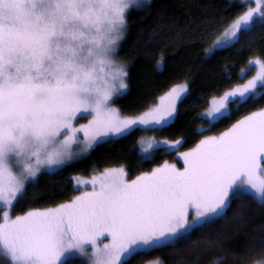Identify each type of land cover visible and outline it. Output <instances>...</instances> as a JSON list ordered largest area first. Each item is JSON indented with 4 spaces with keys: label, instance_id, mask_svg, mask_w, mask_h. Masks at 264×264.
<instances>
[{
    "label": "snow or ice",
    "instance_id": "obj_1",
    "mask_svg": "<svg viewBox=\"0 0 264 264\" xmlns=\"http://www.w3.org/2000/svg\"><path fill=\"white\" fill-rule=\"evenodd\" d=\"M252 3L206 54L238 43L257 22L264 26V0ZM130 6L131 0H0V254L10 264H130L140 253L188 241L223 218L234 200L264 208V107L218 134H203L264 99L256 92L264 88V59L256 58L249 61L256 74L203 114L208 123L194 147L179 151L182 139H165L141 149L146 162L161 147L176 152L183 167L165 160L131 178L124 166L107 167L87 180L73 177L77 194L66 201L11 214L42 170L60 169L107 138L162 132L174 123L187 84L140 115L112 106L127 89V65L115 56ZM212 31L197 36L206 40ZM228 255L238 264H264V241L255 253L260 259L252 249Z\"/></svg>",
    "mask_w": 264,
    "mask_h": 264
},
{
    "label": "trees",
    "instance_id": "obj_2",
    "mask_svg": "<svg viewBox=\"0 0 264 264\" xmlns=\"http://www.w3.org/2000/svg\"><path fill=\"white\" fill-rule=\"evenodd\" d=\"M144 6H131L126 12L127 30L116 49V59L127 65V89L113 100L123 115L144 112L172 86L185 82L188 93L178 103L174 123L159 130H134L123 137L107 139L90 151L53 171H43L17 198L11 214H21L33 207H49L70 199L73 177H89L107 167L124 166L129 178L163 163L176 162L177 153L161 147L155 159L146 162L139 148L144 132L153 133L156 141L182 139L187 150L201 138L198 129L207 126L202 113L209 101L244 81L241 70L253 58L264 59V26L259 22L252 31L241 33L233 46L206 54L213 42L236 16L244 10L237 0H147ZM222 21V22H221ZM213 31L206 40L198 38L204 28ZM157 61H160L159 66ZM231 77V79L228 78ZM264 97V91L259 94ZM233 106L230 105V108ZM264 107V99L249 102L234 112L231 120L216 125L204 135H215L249 111ZM3 209L0 208V214ZM220 241L208 247V241ZM264 241V208L248 200H234L223 218L208 228L192 233L176 248H158L132 257L130 264H238L235 253L253 250V258ZM78 259V258H77ZM80 260V259H78ZM0 264L4 261L0 259ZM85 264V262H82Z\"/></svg>",
    "mask_w": 264,
    "mask_h": 264
},
{
    "label": "rangeland",
    "instance_id": "obj_3",
    "mask_svg": "<svg viewBox=\"0 0 264 264\" xmlns=\"http://www.w3.org/2000/svg\"><path fill=\"white\" fill-rule=\"evenodd\" d=\"M147 0H131V6H136V4H143L144 2H146ZM238 2H240V3H242V4H244V10H246V8L248 7V6H254V4L252 3V0H237ZM130 6V7H131ZM243 10V11H244ZM242 11V12H243ZM237 17V16H236ZM235 17V18H236ZM223 33V32H222ZM222 33L219 35V37L218 38H221L222 37ZM217 40V39H216ZM215 40V41H216ZM212 46H213V44L211 45V47L209 48V49H211L212 48ZM115 59H116V57H115ZM256 58H253V59H251V60H255ZM117 60V59H116ZM118 61V60H117ZM244 70V72L245 71H247L248 72V75L245 77V79H244V81L243 82H241V83H239V84H237V85H235V86H233V87H236V86H239V85H242L243 83H245L248 79H251V77L252 76H254L255 74H256V71H257V69L255 68V67H251L250 68V66H249V63H248V65H247V67L246 68H244L243 69ZM180 84H186L185 82H181V83H179V84H176V85H180ZM175 86V85H174ZM173 87V86H172ZM171 87V88H172ZM233 87H231V88H233ZM170 88V89H171ZM231 88L230 89H228V90H226V91H229V90H231ZM169 89V90H170ZM169 90H167L166 92H168ZM264 91V88H260V87H258L257 89H256V92H257V94L259 95V94H261V92H263ZM124 92V91H123ZM123 92H121L120 94H122ZM165 92V93H166ZM165 93H163L161 96H163ZM119 94V95H120ZM118 95V96H119ZM223 95V93L221 94V95H219V96H217V97H213V98H211L210 99V101H209V105H208V107H207V109L202 113V117H203V114L204 113H206V112H208L210 109H211V107H212V102H213V100L214 99H219V97L220 96H222ZM117 96V97H118ZM160 96V97H161ZM159 97V98H160ZM116 97H114V99H115ZM159 98L157 99V101H156V103L155 104H153L151 107H149L148 109H150V108H152V107H155L156 106V104H158L159 103ZM113 99V100H114ZM180 102V101H179ZM178 102V103H179ZM112 106L113 107H115L113 104H112ZM229 107H230V105H229ZM116 108V107H115ZM147 109V110H148ZM147 110H145V111H147ZM144 111V112H145ZM143 113V112H142ZM142 113H139V114H137V115H140V114H142ZM123 115V114H122ZM125 116H127V115H125ZM134 116H136V115H134ZM206 119V118H205ZM87 122V120L86 119H78L77 121H75V123L77 124V125H79V124H82V123H86ZM115 138V137H114ZM82 139V138H81ZM107 139H110V138H107ZM157 142L158 141H156L155 140V136H154V134L153 133H148V132H144L143 134H142V136H141V138H140V141H139V148H140V152H141V149L143 148V147H146L148 144H152V145H156L157 144ZM94 147V146H93ZM90 151V150H89ZM88 151V152H89ZM184 151H186V150H184ZM88 152H78V153H76L75 155H74V157H73V160L74 159H76V158H79V157H81V156H84L85 154H87ZM177 160V162L179 163V165L180 166H178L177 165V163L176 162H169V163H175L176 165H177V167H183V163H182V161L181 160H179V159H176ZM71 162V161H70ZM70 162H68V163H70ZM43 171H53V170H48V169H44V170H42V172ZM91 176L92 175H90L89 177H76L77 179H90L91 178ZM77 194V193H76ZM75 194V195H76ZM89 251H90V249H89ZM78 259H81L80 257H77ZM0 259H2L3 261H4V264H10V260H9V258H7V257H5L4 255H2V254H0ZM147 264H159L158 262H156V261H151V262H149V263H147Z\"/></svg>",
    "mask_w": 264,
    "mask_h": 264
}]
</instances>
